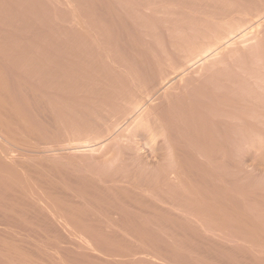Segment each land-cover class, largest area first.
Masks as SVG:
<instances>
[{
    "label": "rangeland",
    "instance_id": "obj_1",
    "mask_svg": "<svg viewBox=\"0 0 264 264\" xmlns=\"http://www.w3.org/2000/svg\"><path fill=\"white\" fill-rule=\"evenodd\" d=\"M229 3L264 0H0V264H264V32L156 80L179 28Z\"/></svg>",
    "mask_w": 264,
    "mask_h": 264
},
{
    "label": "bare ground",
    "instance_id": "obj_2",
    "mask_svg": "<svg viewBox=\"0 0 264 264\" xmlns=\"http://www.w3.org/2000/svg\"><path fill=\"white\" fill-rule=\"evenodd\" d=\"M261 2V1H260ZM143 4V3H142ZM253 4V3H252ZM263 4V3H262ZM248 8L235 7L231 3L226 4L224 8L219 10L201 12L198 19L200 26L194 29V32L188 36L182 31V28L174 36L172 43L174 59H168L166 67H160L157 79L159 83L170 81L173 76L183 75L180 78L183 86L187 82L196 78H204L207 74L215 72L219 67L225 64L235 56H241L243 53L252 55L256 50L259 42V34L264 32V5ZM227 8V9H225ZM238 8V9H237ZM192 14V13H191ZM196 14V13H195ZM194 15V14H193ZM198 17V16H197ZM157 19V18H156ZM193 20V19H192ZM196 20V19H195ZM178 22V21H177ZM197 22V21H196ZM195 26V25H194ZM193 26V27H194ZM192 27V28H193ZM191 28V27H190ZM191 28V29H192ZM141 29V28H140ZM185 31H187L185 29ZM263 39V38H262ZM261 40V39H260ZM150 42V41H149ZM261 45V44H260ZM152 46V45H151ZM119 47V46H118ZM262 49V48H261ZM257 51V50H256ZM259 51V50H258ZM256 54V53H255ZM254 56V54H253ZM257 56V54H256ZM255 57V56H254ZM242 58V56H241ZM250 59V58H249ZM254 58H252L253 61ZM249 61V60H248ZM199 62L186 75L185 71L193 64ZM255 61H253L254 63ZM158 63V62H157ZM162 63V62H161ZM257 63V62H256ZM232 64V63H230ZM135 65V64H134ZM160 65V64H159ZM262 65V64H261ZM229 67V66H228ZM191 68V67H190ZM222 69V68H221ZM256 69V68H255ZM259 69V68H258ZM257 69V70H258ZM247 70V69H246ZM252 72V71H251ZM263 73V72H262ZM261 73V75H262ZM225 74V73H224ZM195 75V76H194ZM253 75V74H252ZM246 76V75H245ZM257 76V74H256ZM215 77V76H214ZM210 79V78H209ZM212 79V78H211ZM204 80V79H203ZM252 80V79H251ZM153 82V81H152ZM153 84V83H152ZM154 83L153 85H155ZM137 86V85H136ZM150 86V85H149ZM173 86V85H172ZM155 87V86H154ZM236 88V87H235ZM152 89V88H151ZM258 89V88H257ZM263 89V88H262ZM158 89H153L152 92H144L147 97L155 94ZM177 90V89H176ZM250 90V89H249ZM163 91V90H162ZM183 91V90H181ZM223 91V90H222ZM215 92V91H214ZM254 92V91H253ZM225 94V93H224ZM246 94V93H245ZM256 97V96H255ZM141 98V97H140ZM143 99V98H142ZM263 99V98H262ZM195 101V100H194ZM140 100L131 99L124 106L123 116L133 117L132 127L138 129L143 128L149 131L152 127L150 125V118L148 111L138 112ZM155 108V107H154ZM148 109V108H147ZM122 115V114H121ZM216 117V116H215ZM130 120V119H129ZM113 121V120H112ZM2 122V121H1ZM118 123L116 122L115 125ZM96 125V124H95ZM120 125V124H119ZM127 126V125H126ZM153 126V125H152ZM118 128V127H117ZM116 128V129H117ZM166 128V127H165ZM105 129V128H104ZM107 129V128H106ZM115 129V128H114ZM124 130V129H123ZM144 130V132H145ZM133 131V129H132ZM109 129L106 134H109ZM237 133V132H236ZM14 134V133H13ZM112 134V133H111ZM131 134V133H129ZM141 134V131H140ZM253 135V134H252ZM255 135V134H254ZM253 135V136H254ZM259 135V134H258ZM129 136V135H128ZM135 136V135H134ZM150 137L151 131H150ZM174 136V135H173ZM257 136V135H256ZM131 137V136H130ZM98 138V137H97ZM114 138V137H113ZM112 138V139H113ZM137 138V136H136ZM155 138V137H154ZM153 138V139H154ZM255 138V136H254ZM252 138V139H254ZM259 138V136H258ZM250 140L247 146L255 147L259 144V139ZM115 139V138H114ZM118 139V137L116 138ZM135 139V138H134ZM139 139V138H137ZM148 140V139H146ZM84 141V140H83ZM140 141V139H139ZM166 141V140H165ZM246 141V140H245ZM87 142V141H86ZM115 142V141H114ZM126 142V141H125ZM147 141H145L146 143ZM118 143V142H117ZM129 143V142H128ZM135 143V142H134ZM148 143V142H147ZM140 144V143H139ZM142 144V143H141ZM8 145V144H7ZM55 145V144H54ZM149 145V144H148ZM155 145V144H154ZM153 145V146H154ZM121 147V146H120ZM136 147V146H135ZM197 147V145H196ZM127 148V147H126ZM141 148V145H140ZM148 148V147H147ZM190 148V147H189ZM116 149V148H115ZM135 149V148H134ZM139 149V148H138ZM151 149V148H150ZM154 150V149H153ZM83 151V150H82ZM137 151V150H136ZM168 151V150H167ZM79 152V151H78ZM2 154V153H1ZM81 154V153H80ZM145 155V154H144ZM147 156V155H146ZM204 157V156H203ZM192 159V158H191ZM208 160V159H207ZM192 161V160H191ZM200 161V160H199ZM199 164V163H198ZM197 164V165H198ZM201 164V163H200ZM205 165V164H204ZM263 165V164H262ZM82 166V165H81ZM195 166V165H194ZM193 166V167H194ZM245 166V165H244ZM72 167V166H71ZM98 167V166H97ZM89 169V168H88ZM192 169V168H191ZM85 170V169H84ZM96 170V169H95ZM94 170V171H95ZM20 171V170H19ZM192 172V171H191ZM41 175V174H40ZM183 175V174H182ZM197 176V175H196ZM93 178V177H92ZM157 178V177H156ZM248 178V177H247ZM109 179V178H108ZM192 179V178H191ZM80 180V179H79ZM112 180V179H111ZM109 180V181H111ZM104 182V181H103ZM112 182V181H111ZM110 182V183H111ZM109 185V182H107ZM172 183V182H171ZM193 183V182H192ZM115 184V183H114ZM228 184V183H227ZM107 185V184H105ZM107 185V186H108ZM113 185V184H112ZM130 185V184H129ZM104 186V185H103ZM121 186V185H120ZM125 186V185H124ZM74 187V186H73ZM85 187V186H84ZM104 188V187H103ZM108 188V187H106ZM147 188V187H146ZM188 189V188H187ZM130 190V189H129ZM76 191V190H75ZM114 191V190H113ZM131 191V190H130ZM129 191V192H130ZM138 191V190H137ZM116 192V191H115ZM153 192V191H152ZM114 194V193H113ZM155 194V193H154ZM158 194V193H157ZM116 195V194H115ZM137 195V194H136ZM95 196V195H94ZM131 196V195H130ZM133 196V195H132ZM143 196V195H142ZM177 196V195H176ZM118 197V196H117ZM151 197V196H150ZM187 197V196H186ZM199 197V196H198ZM209 197V196H208ZM113 198V196H112ZM116 198V197H115ZM130 198V197H129ZM184 198V197H183ZM71 199V198H70ZM79 199V198H78ZM111 199V198H110ZM135 199V198H134ZM152 199V198H151ZM158 199V198H157ZM166 199V198H165ZM86 200V199H85ZM153 200H155L153 198ZM73 201V200H72ZM101 201V200H100ZM147 201V200H146ZM178 201V200H177ZM191 201V200H189ZM206 201V200H205ZM74 202V201H73ZM125 202V201H124ZM138 202V201H137ZM150 202V201H149ZM159 202V201H158ZM77 203V202H76ZM92 203V202H91ZM90 203V204H91ZM109 203V202H108ZM123 203V202H121ZM130 203V202H129ZM160 203V202H159ZM237 203V202H236ZM107 204V203H106ZM149 204V203H148ZM156 204V203H155ZM163 204V203H162ZM168 204V203H167ZM187 204V202H186ZM116 205V204H115ZM133 205V204H132ZM165 205V204H164ZM174 205V204H173ZM97 206V205H96ZM119 206V205H118ZM116 206V208H118ZM131 206V205H130ZM138 206V205H137ZM141 206V205H140ZM180 206V205H179ZM120 207V206H119ZM132 207V206H131ZM187 207V205H186ZM97 208V207H96ZM95 208V209H96ZM104 208V207H103ZM102 208V209H103ZM147 208V207H146ZM144 209V208H143ZM198 209V208H197ZM213 209V208H212ZM111 210V209H110ZM122 210V209H121ZM124 210V209H123ZM144 211V210H143ZM152 211V210H151ZM60 212V211H59ZM112 212V211H111ZM123 212V211H122ZM137 212V211H136ZM171 212V211H170ZM209 212V211H208ZM108 213V212H107ZM156 213V212H155ZM89 214V213H88ZM109 214V213H108ZM107 214V215H108ZM120 214V213H119ZM174 214V213H172ZM231 214V213H230ZM97 215V214H95ZM116 215V214H115ZM177 215V214H176ZM205 215V214H204ZM110 216V215H109ZM206 216V215H205ZM119 217V216H117ZM96 219V217H94ZM117 219L116 217H114ZM91 219V218H90ZM94 219V220H95ZM105 219V218H104ZM85 220V219H84ZM199 220V219H198ZM219 220V219H218ZM52 221V220H51ZM61 221V220H60ZM91 221V220H90ZM89 221V222H90ZM104 221V220H103ZM110 221V220H109ZM115 221V220H114ZM121 221V220H120ZM112 222V221H111ZM116 223V222H115ZM114 223V224H115ZM73 224V223H72ZM91 224V222H90ZM98 224V223H97ZM105 225V223H103ZM109 224V223H108ZM85 225V224H84ZM90 226V225H89ZM108 227V226H107ZM192 229V228H191ZM190 229V230H191ZM185 230V228H184ZM102 231V230H101ZM100 231V232H101ZM107 231V230H106ZM156 233V232H155ZM155 235V234H154ZM245 236V235H244ZM134 237V235H133ZM243 237V236H242ZM244 239V238H243ZM111 241V240H110ZM121 242V241H120ZM199 243V242H198ZM130 244V243H129ZM192 244V243H191ZM101 246V245H100ZM129 246V245H128ZM156 247V246H155ZM259 248V247H258ZM254 249V248H253ZM141 250V249H140ZM118 251V250H117ZM255 251V250H254ZM123 252V251H122ZM259 252V251H258ZM262 252V251H261ZM197 254V253H196ZM253 254V253H252ZM152 255V254H151ZM210 255V254H209ZM214 255V254H213ZM251 256V255H250ZM236 259V258H235ZM251 259V258H250ZM256 259V258H255ZM217 260V259H216ZM215 260V261H216ZM262 261V260H261ZM212 262V261H211ZM261 264V263H260Z\"/></svg>",
    "mask_w": 264,
    "mask_h": 264
}]
</instances>
